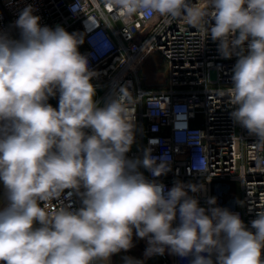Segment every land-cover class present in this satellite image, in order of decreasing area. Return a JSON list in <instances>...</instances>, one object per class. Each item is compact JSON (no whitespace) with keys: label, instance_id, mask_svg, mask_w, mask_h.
Wrapping results in <instances>:
<instances>
[{"label":"clouds","instance_id":"1","mask_svg":"<svg viewBox=\"0 0 264 264\" xmlns=\"http://www.w3.org/2000/svg\"><path fill=\"white\" fill-rule=\"evenodd\" d=\"M106 3L124 19L158 14L183 15L193 26L214 21L207 36L219 42L223 58L238 57L224 93L235 106L230 117L264 145V0H208L204 7L189 0ZM82 10L81 0L70 8ZM33 12L28 5L15 20L19 39L0 32V182L7 201L0 208V264L108 261L133 247V230L148 241L146 257L167 250L189 264H264V211L251 221L253 232L238 213L215 206V197L201 207L190 193L204 185L176 181L166 189L147 179L141 167L160 177L171 171V157H154L151 148L142 159L127 156L139 97L121 86L99 107L91 83L97 73L78 50L82 39L59 25L41 26ZM57 92L54 108L47 101ZM200 152L191 168L203 174L208 156L202 146ZM68 189L81 198L79 209L41 207ZM124 264L143 262L125 257Z\"/></svg>","mask_w":264,"mask_h":264},{"label":"built area","instance_id":"2","mask_svg":"<svg viewBox=\"0 0 264 264\" xmlns=\"http://www.w3.org/2000/svg\"><path fill=\"white\" fill-rule=\"evenodd\" d=\"M75 2L0 0V32L19 39L14 22L28 5L41 18V26L59 25L68 32L78 26L83 41L79 46L81 54L88 57L89 69L97 73L91 83L96 88L94 100L98 106L103 107L114 98L121 86H127L133 97H139L133 106L136 139L127 156L142 159L144 150L151 148L154 157H171V171L167 174L154 178L141 167L144 176L163 183L166 189L176 181L204 185L203 191L190 195H195L205 208L209 197L217 200L221 195L220 186L237 183L240 207H222L238 213L254 232L251 221L264 211V145H258L257 137L230 117L235 106L224 93L232 86V69L238 57L223 58L218 51L219 42H214L210 34L207 36V27L214 21L193 26L183 15L172 18L158 14L124 19L106 0H81L83 10L73 13L70 8ZM189 3L204 7L208 0ZM105 44L110 46L107 50ZM154 51L160 52L168 65L165 87H150L142 76V67ZM85 131L90 134V130ZM190 138L201 139V144L191 143ZM201 146L208 156V171L203 174L191 168L193 157L203 155ZM71 191L65 190L59 199L41 202V207L48 212L69 205L70 210L79 209L81 198L75 193L69 196ZM158 256L162 264H189L188 259L167 250Z\"/></svg>","mask_w":264,"mask_h":264},{"label":"crops","instance_id":"3","mask_svg":"<svg viewBox=\"0 0 264 264\" xmlns=\"http://www.w3.org/2000/svg\"><path fill=\"white\" fill-rule=\"evenodd\" d=\"M80 31V28L76 26ZM82 45V43H81ZM52 106L58 108L59 104V93L57 92L56 96L50 97ZM219 191L221 192L220 196L217 198L216 206L218 207H240L241 205V192L240 187L237 183H231L229 185L220 186ZM237 193H240V197L237 196ZM221 200V201H220ZM6 192L3 187V183L0 182V208L6 205ZM148 247L147 239H140L135 235V230H133V247L127 251H120L117 254H113L108 261L97 260L94 264H124L125 257H131L134 260L142 261L143 264H162V261L158 255L146 257L145 250Z\"/></svg>","mask_w":264,"mask_h":264},{"label":"rangeland","instance_id":"4","mask_svg":"<svg viewBox=\"0 0 264 264\" xmlns=\"http://www.w3.org/2000/svg\"><path fill=\"white\" fill-rule=\"evenodd\" d=\"M69 33H75L80 39H82V33L78 28L72 29ZM78 50L80 53L82 52L80 47ZM167 66V62L160 52H152L147 57L144 66L142 67V76L145 84L150 87H165L168 84ZM47 102L52 105L51 98H49ZM239 195L240 193H237L238 197H240Z\"/></svg>","mask_w":264,"mask_h":264}]
</instances>
